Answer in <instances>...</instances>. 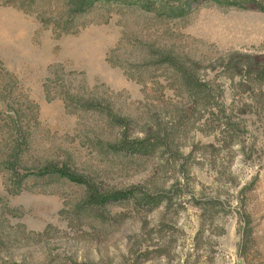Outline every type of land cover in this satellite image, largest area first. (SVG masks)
Segmentation results:
<instances>
[{"label":"rangeland","instance_id":"374dc122","mask_svg":"<svg viewBox=\"0 0 264 264\" xmlns=\"http://www.w3.org/2000/svg\"><path fill=\"white\" fill-rule=\"evenodd\" d=\"M0 264H264V0H0Z\"/></svg>","mask_w":264,"mask_h":264},{"label":"trees","instance_id":"16d2710c","mask_svg":"<svg viewBox=\"0 0 264 264\" xmlns=\"http://www.w3.org/2000/svg\"><path fill=\"white\" fill-rule=\"evenodd\" d=\"M118 146V151L126 154H135L141 156L153 154L154 150L157 147L156 144L149 143L147 139L137 141H124ZM42 172L43 175H61L84 186L87 191L85 199L87 208L86 210L90 211L97 217L102 218L107 207L118 202L130 201L138 206L151 205L153 207L162 202V199L159 195L143 194L140 193V191H137L135 187L126 190L104 191L90 183L87 179L76 177L71 173H68L67 171L57 169L56 167H54V165H49ZM138 194L139 196L137 198Z\"/></svg>","mask_w":264,"mask_h":264}]
</instances>
